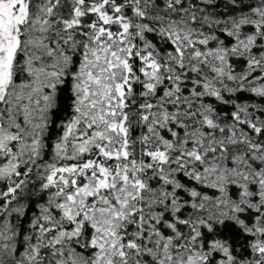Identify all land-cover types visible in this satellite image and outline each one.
<instances>
[{"label": "snow or ice", "instance_id": "snow-or-ice-1", "mask_svg": "<svg viewBox=\"0 0 264 264\" xmlns=\"http://www.w3.org/2000/svg\"><path fill=\"white\" fill-rule=\"evenodd\" d=\"M0 264H264V0H0Z\"/></svg>", "mask_w": 264, "mask_h": 264}]
</instances>
